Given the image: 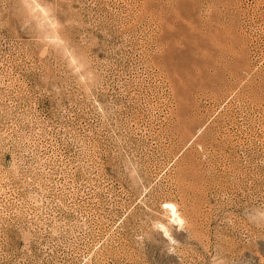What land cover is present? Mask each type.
<instances>
[{"label": "rangeland", "instance_id": "1", "mask_svg": "<svg viewBox=\"0 0 264 264\" xmlns=\"http://www.w3.org/2000/svg\"><path fill=\"white\" fill-rule=\"evenodd\" d=\"M0 264H264V0H0Z\"/></svg>", "mask_w": 264, "mask_h": 264}, {"label": "bare ground", "instance_id": "2", "mask_svg": "<svg viewBox=\"0 0 264 264\" xmlns=\"http://www.w3.org/2000/svg\"><path fill=\"white\" fill-rule=\"evenodd\" d=\"M170 208H171L172 213H173L177 218H179L178 215H177V213H176V210H175L173 207H171V206H170ZM178 221H179V220H178Z\"/></svg>", "mask_w": 264, "mask_h": 264}]
</instances>
